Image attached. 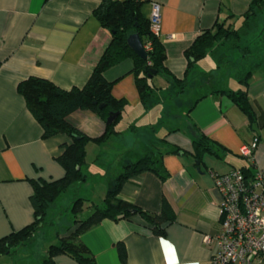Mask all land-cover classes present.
Instances as JSON below:
<instances>
[{
	"label": "crops",
	"instance_id": "0c3cea01",
	"mask_svg": "<svg viewBox=\"0 0 264 264\" xmlns=\"http://www.w3.org/2000/svg\"><path fill=\"white\" fill-rule=\"evenodd\" d=\"M138 1L140 15L145 20H149L152 4L161 6L157 39L165 53L164 67L179 82L186 72L185 51L195 39L214 29L216 24L233 27L252 2ZM101 2L0 0V239L33 222L30 182L62 179L64 171L56 158L62 153L63 145L72 142L62 134L42 138V129L27 111L17 85L36 77L63 91L84 87L110 43L109 32L93 15ZM221 69L229 68H218L211 57L199 60L192 72L203 81L206 79L205 90L177 113L166 107L167 100H179L187 88L179 93L172 80L164 75L154 76L149 80L154 91L152 106L144 110L136 90L132 62L124 60L109 68L103 76L111 84V95L126 105L115 127L119 135L102 145L93 142L104 133V124L95 114L75 111L66 117L76 131L90 140L82 168L86 181L71 188L72 192L76 191L75 196L80 194L78 198L89 205L102 206L123 168L146 154L153 155L156 150L150 144L164 140L160 150L164 152L162 163L169 178L162 181L152 173L132 177L123 185L119 198L148 214H157L162 198H166L176 220L166 227L164 237L154 236L137 215L118 222L103 220L80 236L95 264H210L215 248L207 247L203 239L214 237L220 230L212 175L248 167L238 150L254 140L257 141L254 163L257 168L264 167V64L251 73L246 86L236 78L241 70L228 74L225 82L213 79L211 75L223 72ZM239 90L246 91L253 108L255 121L251 125L226 94ZM141 120L144 123L138 125ZM201 135L219 149L217 162L204 172L192 158V144ZM171 148L179 153H169ZM50 218L49 225L53 226L41 238L38 253L33 243L15 252L11 260L0 258V264H42L48 247L57 243V232L69 228V225L59 227L53 215ZM120 243L126 251L124 263L120 262L116 249ZM54 262L78 264L65 255L55 257Z\"/></svg>",
	"mask_w": 264,
	"mask_h": 264
},
{
	"label": "trees",
	"instance_id": "16d2710c",
	"mask_svg": "<svg viewBox=\"0 0 264 264\" xmlns=\"http://www.w3.org/2000/svg\"><path fill=\"white\" fill-rule=\"evenodd\" d=\"M264 11V1L252 0L246 14L242 18L240 28L216 24L214 29L204 32L197 37L192 45L185 51L187 61L186 72L182 81H177L164 67L165 53L158 39L150 33L149 21L140 15V3L138 0H102L93 15L102 28L110 34V43L103 52L98 63L94 67L88 81L81 89L63 91L51 82L29 77L17 85V92L23 98L27 111L42 129V138L49 139L57 135H66L71 138V144L63 145L62 153L56 158L62 167L64 176L60 180L52 182L31 181L32 195L30 204L33 208V222L24 229L11 233L0 239V258L13 256L20 249L30 247L37 233L48 230V215L56 201L72 187H79L86 181L83 172L85 165V147L90 140L76 131L67 121L66 117L75 111H88L95 114L104 124L103 135L93 142L102 145L113 137L119 135L115 127L121 118L122 111L126 105L123 100H116L111 95V84L104 79V72L124 60H130L133 64L135 86L140 98V104L144 110L152 106L154 91L149 84L156 75H164L172 80L183 92L188 85V76L194 65L206 57H211L218 68H224L229 62L231 51L238 52L244 59L246 51L242 50L240 43L243 38L253 32L255 18L258 13ZM136 34L143 47L151 44V51L147 52L146 60L136 56L127 45L128 36ZM260 65L255 64L236 75L240 84L246 86L247 79L251 73ZM152 72L155 75L149 77ZM230 101L247 118L251 125L255 121V114L246 91L239 90L236 93H226ZM104 106L103 109H99ZM111 114H118L115 120L106 125V120ZM164 140H157L150 144V148L156 150L153 155H145L135 163L126 165L122 173L116 179L114 185L107 191L102 206L90 204L89 216L80 219L84 212L86 201L75 196L69 212L71 223L63 233L57 232V243L47 249V255L42 264H55L54 258L65 255L78 264H95V260L87 247L80 241V236L93 227L99 225L103 220L113 222L128 220L137 215L157 237H164L166 227L176 220L166 198H162L160 210L157 214H148L136 206L119 198L123 185L132 177L145 173H152L162 181L169 178L164 169L162 159L164 152L160 148ZM192 158L199 165L205 155L218 157L215 144L204 136L193 142ZM161 146V147H160ZM164 147V146H163ZM173 154L179 153L176 148H171ZM246 178L252 177V170L248 167L239 169ZM227 174V173H226ZM120 262L126 261V251L123 244L116 246Z\"/></svg>",
	"mask_w": 264,
	"mask_h": 264
},
{
	"label": "built area",
	"instance_id": "2783aa9c",
	"mask_svg": "<svg viewBox=\"0 0 264 264\" xmlns=\"http://www.w3.org/2000/svg\"><path fill=\"white\" fill-rule=\"evenodd\" d=\"M150 33L158 38L161 6L152 4L149 17ZM145 53L152 47L147 43ZM257 141L241 146L240 158L252 170L246 178L239 169L225 175H212L218 198L220 230L214 237L205 236L207 247L214 246L210 264H264V167L257 168L254 153Z\"/></svg>",
	"mask_w": 264,
	"mask_h": 264
},
{
	"label": "rangeland",
	"instance_id": "374dc122",
	"mask_svg": "<svg viewBox=\"0 0 264 264\" xmlns=\"http://www.w3.org/2000/svg\"><path fill=\"white\" fill-rule=\"evenodd\" d=\"M223 1H230V0H223ZM255 23L253 24L255 26L253 32H251L247 37L243 38L242 42L240 43V47L242 50L246 51L247 57L242 60V58L238 55V52L236 51H231L229 54V62L226 65L227 68L229 69H221L224 70L221 73H218L216 75H211L213 79L216 78V81L219 79H222L224 82L228 80L229 75L232 72V75L236 71H247L250 66H253L255 64H264V11L261 13H258L256 18H255ZM242 24V19H236L233 23V28L238 29L240 28ZM217 76V77H216ZM211 77V78H212ZM206 82L203 81L202 77H200L196 72H192V74L189 77L188 85H187V90L184 96L179 98V100H167L166 107L170 109H174L175 111H180L181 108L183 107H188L191 105L194 100L197 99V97L205 90L203 88L204 83ZM205 87V86H204ZM169 118V117H168ZM146 120V119H145ZM144 121H140L141 125L143 124ZM140 139L139 137L137 139L138 145L140 144ZM126 141V139H124ZM112 145V143L110 144ZM123 146V145H122ZM216 163V157L214 155H205L203 157L202 163L199 165V168L204 172L206 169L212 168L211 164ZM194 163H196L194 161ZM206 163V164H205ZM207 167V168H206ZM91 186V185H90ZM76 192V191H75ZM75 192L72 189H69L62 197H60L52 211H50V214L48 215V218L46 219L47 222L49 221V218H52V215L54 216L56 220V223L59 225V227H64L65 225L68 226L70 225L72 219L71 215L69 212L70 206L75 198ZM80 197V194H78ZM86 194H82L81 197H85ZM77 197V196H76ZM89 207V204L85 203L84 206V212L82 213L80 219H85L89 216L90 210L87 209ZM50 218V219H51ZM49 231L43 230L39 231L36 235V238L34 241L35 244V249L36 253H38V249L41 247V238L45 236V234ZM7 258L6 260H11V257H3V260ZM1 262V261H0Z\"/></svg>",
	"mask_w": 264,
	"mask_h": 264
},
{
	"label": "water",
	"instance_id": "95a60500",
	"mask_svg": "<svg viewBox=\"0 0 264 264\" xmlns=\"http://www.w3.org/2000/svg\"><path fill=\"white\" fill-rule=\"evenodd\" d=\"M262 1H264V0H262ZM127 45L130 48V50L136 56H138L142 60H146L147 54L145 53L143 46L140 42V39L136 34H132V35L128 36ZM153 75H155V72H152L149 77H151ZM103 108H104V106L99 107V109H103ZM117 115L118 114H111L106 120V125H109L110 123H112L115 120V118L117 117ZM196 165H198V163H196Z\"/></svg>",
	"mask_w": 264,
	"mask_h": 264
}]
</instances>
